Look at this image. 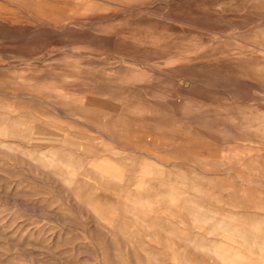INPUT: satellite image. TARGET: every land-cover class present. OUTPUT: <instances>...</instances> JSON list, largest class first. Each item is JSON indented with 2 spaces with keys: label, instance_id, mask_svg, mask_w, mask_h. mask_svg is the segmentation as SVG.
<instances>
[{
  "label": "rangeland",
  "instance_id": "obj_1",
  "mask_svg": "<svg viewBox=\"0 0 264 264\" xmlns=\"http://www.w3.org/2000/svg\"><path fill=\"white\" fill-rule=\"evenodd\" d=\"M170 191L264 215V0H0V264H222Z\"/></svg>",
  "mask_w": 264,
  "mask_h": 264
},
{
  "label": "crops",
  "instance_id": "obj_2",
  "mask_svg": "<svg viewBox=\"0 0 264 264\" xmlns=\"http://www.w3.org/2000/svg\"><path fill=\"white\" fill-rule=\"evenodd\" d=\"M168 173V172H167ZM155 173L153 170H150V167L144 166V170L139 172V174L134 178H130L134 181L132 183L135 186V189H142L146 185L150 184L151 181L148 179V176H154ZM173 176L171 172L166 174V178L169 179ZM183 176V174H182ZM142 180H141V179ZM153 180V179H152ZM181 180V184L187 188L193 189V186L190 187L188 184ZM189 183V182H188ZM141 184V185H140ZM163 184V183H162ZM191 184V183H190ZM132 186V187H133ZM126 187H129L126 184ZM151 187V186H150ZM154 188V187H152ZM128 189V188H125ZM244 196L250 194V189L242 188ZM196 193H200L201 188L197 186L195 188ZM172 201L177 198V196H185V192H181L178 195L176 191L168 192ZM160 193H153L151 196L145 194H138L134 197V203H137L139 199L143 198H156ZM130 198L131 195H128ZM260 196V195H259ZM187 199L186 203L188 206L185 207V212L189 217L200 221L201 223H210L214 228L220 230L225 240L216 241L210 240L205 243L202 247L208 249V252L216 254L217 257H220L222 264H246L247 261L256 260L255 257L264 261V215L256 213H248L246 211H235L232 208H216L210 207L204 204H201L200 201L187 194L185 196ZM232 206V205H230ZM260 209L264 210V204H262ZM135 213V211H134ZM136 214V213H135ZM164 230L169 228L165 225H160ZM228 247V248H226ZM218 249V250H217ZM244 249V250H243ZM227 252V253H226ZM254 252H257L254 254ZM210 253V254H211ZM246 263H245V262ZM261 262L257 261V264Z\"/></svg>",
  "mask_w": 264,
  "mask_h": 264
},
{
  "label": "bare ground",
  "instance_id": "obj_3",
  "mask_svg": "<svg viewBox=\"0 0 264 264\" xmlns=\"http://www.w3.org/2000/svg\"><path fill=\"white\" fill-rule=\"evenodd\" d=\"M98 108V107H97ZM62 117V116H61ZM124 117H127V116H124ZM36 125V124H35ZM10 129H13V130H11L10 132L11 133H13L14 135H16V136H18V137H23L24 139H31V137L33 136V131H30V133H29V131H28V133H21L20 132V130H19V123L18 122H13L10 126ZM24 131V130H23ZM29 139V140H30ZM56 150V149H55ZM251 156V155H250ZM254 160V159H253ZM93 161H95L96 162V160H93ZM99 162H101V161H99ZM110 162V161H109ZM256 162V161H255ZM89 164V163H88ZM98 164V163H97ZM100 164V163H99ZM101 164H103V163H101ZM109 164V163H108ZM107 164V165H108ZM111 164V163H110ZM109 164V165H110ZM96 165V164H95ZM112 165H114V164H112ZM111 165V166H112ZM100 166V165H99ZM105 166V165H104ZM85 167V166H84ZM93 168H94V166H92ZM101 167H103V166H101ZM110 167V166H109ZM132 167V166H131ZM146 167V166H145ZM108 169V168H107ZM131 169V168H130ZM96 170H97V167H96ZM105 170H106V167H105ZM133 170V169H132ZM131 170V171H132ZM88 171V170H87ZM109 171V170H108ZM108 171H107V173H108ZM119 170H117V172H118ZM121 171V170H120ZM100 172H102V169L100 170ZM114 172V171H113ZM116 172V171H115ZM116 172V173H117ZM135 172V171H134ZM93 173V172H92ZM105 173V172H104ZM123 173V172H122ZM90 175H91V173H89ZM94 175V174H93ZM107 175V174H106ZM109 175V174H108ZM112 175V174H111ZM122 175V174H121ZM97 176V175H96ZM118 176V175H117ZM82 177H84V176H81V178ZM109 177H111V176H109ZM120 177V176H119ZM65 178V177H64ZM123 178V177H122ZM113 179V178H112ZM114 179H116V178H114ZM120 179V178H119ZM141 179V178H140ZM90 180V179H89ZM102 180V179H101ZM142 180V179H141ZM86 181V180H85ZM88 181V180H87ZM115 181H118V180H115ZM88 182H90V181H88ZM102 182H104V181H102ZM106 182V181H105ZM120 182H122V181H120ZM99 183V182H98ZM81 184V183H80ZM84 185H85V183H83ZM92 184V183H91ZM101 185V184H100ZM108 185V184H107ZM141 185V184H140ZM93 186V185H92ZM98 186V185H97ZM95 187V186H94ZM100 187V186H99ZM102 187H104V186H102ZM86 190V189H85ZM85 192V191H84ZM97 193V192H96ZM85 194V193H84ZM86 195V194H85ZM106 203V202H105ZM113 204V203H112Z\"/></svg>",
  "mask_w": 264,
  "mask_h": 264
}]
</instances>
